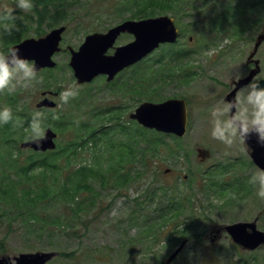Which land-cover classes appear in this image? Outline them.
Masks as SVG:
<instances>
[{
	"label": "rangeland",
	"instance_id": "rangeland-1",
	"mask_svg": "<svg viewBox=\"0 0 264 264\" xmlns=\"http://www.w3.org/2000/svg\"><path fill=\"white\" fill-rule=\"evenodd\" d=\"M68 1L65 12L57 13L58 19L39 24L34 6L23 10L15 7L16 0H0V49L15 45L18 39H38L66 26L61 51L54 56L56 67L39 71L43 80L34 81L27 88L17 86L11 94L0 92V106L11 107L13 98L22 112L42 113L45 131L50 126L59 136L57 146L64 143L65 135L59 128L61 118L74 116L80 121L88 120L98 130L111 128L113 134L120 131L116 129L120 124L124 129L128 127L133 133L131 146L139 154L148 145L145 140L155 142L153 133H135L134 129L141 127L130 119L135 108L146 101H189V131L183 138L163 136L165 145L154 156L149 155L146 164L142 156L135 164L125 163L122 180L114 171L104 172L105 180L91 176L88 183L92 191L80 190L75 199L85 204L78 212L71 210L75 202L60 196L58 201H47L31 212L25 209L21 213L0 197V257L13 260L23 253L56 252L59 256L54 264H159L168 251L181 243V239H175L186 233L187 216L194 220H188V233L196 234L188 244L193 255L210 250L209 242L202 240L199 233L216 224L247 221L248 211H252V216H261L258 226L264 230V200L256 196L255 188L248 182L250 176L237 173L242 144L228 146L214 139L209 112L226 95L230 80L235 79L249 52L246 44L254 36L250 38L247 29L240 30L239 22L247 20L242 15L250 9L263 12L264 0H153L138 7L134 3L131 6L130 0ZM5 7L13 8L12 17L8 16L11 22L6 19ZM145 12L173 17L181 33L179 42L157 50L111 82L98 77L89 84H78L69 66V48L78 50L86 36L106 33L126 20L142 19L139 14ZM227 14L232 17L225 21ZM20 20L26 24L15 23ZM10 24L18 30L4 27ZM133 39L123 34L116 46ZM177 50L186 53L177 55ZM69 86H78L79 94L63 103L59 93ZM44 91L58 93L53 97L56 108L36 107ZM103 112L107 115H96ZM126 137L117 133L114 141H126ZM28 139H32L29 131L28 138L15 143L14 148ZM199 148L208 151L209 156L203 159ZM102 151L99 145L89 143L80 150L72 167L97 166L94 155H102ZM31 153L25 150L20 155L25 159ZM108 157V152L101 157L103 168L108 165ZM12 176L16 179V172ZM178 201L181 208L175 203ZM170 206V215L175 216L167 219ZM34 213L42 217L34 218ZM220 247L214 250L229 252L222 255L224 264H264V246L251 257L253 260L234 254L227 240ZM181 255L184 257V253ZM184 261L183 258L176 264ZM199 262L200 259L194 260V264Z\"/></svg>",
	"mask_w": 264,
	"mask_h": 264
},
{
	"label": "trees",
	"instance_id": "trees-1",
	"mask_svg": "<svg viewBox=\"0 0 264 264\" xmlns=\"http://www.w3.org/2000/svg\"><path fill=\"white\" fill-rule=\"evenodd\" d=\"M150 1L153 0H130L129 2L131 6L134 3L138 7L141 3ZM68 2V0H31L39 24L50 18L53 20L58 19L57 13L61 11L64 13ZM130 5L128 4V6ZM154 14V12L152 14L140 13L139 18L156 16ZM6 19L10 21L8 15ZM15 23L22 25L25 22ZM9 27L12 30H18L15 24H10ZM15 36V34L12 35V37ZM18 40L17 42H19ZM178 52L180 53V51ZM11 100L13 104L10 108L11 110L12 108L15 109L12 110L14 119L8 123L0 124V144L2 145V148H0V170H2L0 172V197L5 204L14 205L18 213L25 209L31 212L47 201H58L59 196L62 200L75 202L76 205L71 210L78 212L84 208L85 204L76 202L75 199L80 190L92 191L91 185L88 183L91 176L105 180L104 172L114 171L119 173L117 178L122 180L124 175L121 172L125 171V163H134L139 156H142V160L146 164L149 155L154 156L161 146L165 145L161 140L165 136L164 134L142 127L141 129L137 128L134 129L135 133L141 132L142 136L155 134V138H152L155 142L150 141L151 139L145 140L148 145H145L143 149L141 148L142 151L137 154L138 151L131 146L133 133L128 127L127 130L122 125L118 126L116 129L120 131H115L113 134L111 128L104 127L98 130L88 120L80 121L78 118L71 116L70 118L63 117L60 120L61 125H59V128H62L65 136L64 143L58 146L57 150L47 153L32 152L30 156L23 159L20 154L24 153V150L16 145L14 148V144L28 138V130L26 129H30L32 115L17 109L16 100L14 101L13 98ZM106 112L96 115L104 117L103 115ZM117 133L122 137L126 135V141L115 142L114 138H116ZM91 142L103 148V154L108 152L107 167L103 168L104 162L101 160L103 154L94 155V161L97 164L95 167H72L75 159L81 154L80 150L87 147ZM15 149L17 153H14ZM15 172L16 179L12 176ZM64 173L65 179L62 180ZM127 177L132 178L129 174H127ZM31 216L34 218L42 217L37 213ZM28 219L30 218L28 217Z\"/></svg>",
	"mask_w": 264,
	"mask_h": 264
},
{
	"label": "water",
	"instance_id": "water-1",
	"mask_svg": "<svg viewBox=\"0 0 264 264\" xmlns=\"http://www.w3.org/2000/svg\"><path fill=\"white\" fill-rule=\"evenodd\" d=\"M65 27L52 30L45 37L29 38L15 45L20 49V54L35 62L37 70L53 68L56 63L53 56L60 51V42ZM122 33L132 34L135 39L129 44L116 48L112 55L107 52L112 48ZM178 38V28L174 19L168 16L148 18L143 20H127L111 28L106 33H94L88 35L78 51L71 50L70 66L79 84L90 83L99 75H107V81H112L115 76L125 68L137 63L152 53L164 43H174ZM264 85V82L261 83ZM49 92H44L43 96ZM235 94L233 90L228 99ZM56 103L49 98L43 99L37 104L41 107H55ZM145 128L158 132L174 134L183 137L187 132L188 110L186 101L181 99H169L161 103L144 102L130 116ZM57 134L48 128L45 137L37 142L36 139L28 140L21 147L31 148L37 152H46L56 148ZM249 142V139L247 140ZM259 165L264 163L257 162ZM248 227L254 229V224L236 223L227 227V230L238 237L241 230ZM252 248L264 241V233L256 232ZM241 242L239 238H235ZM245 241V240H243ZM246 243V242H244ZM183 248L181 245L177 252ZM54 253H23L15 257V264H45ZM0 264H10V258L0 257Z\"/></svg>",
	"mask_w": 264,
	"mask_h": 264
},
{
	"label": "clouds",
	"instance_id": "clouds-1",
	"mask_svg": "<svg viewBox=\"0 0 264 264\" xmlns=\"http://www.w3.org/2000/svg\"><path fill=\"white\" fill-rule=\"evenodd\" d=\"M15 7L28 10L32 7L31 0H16ZM13 8L5 7L4 13L12 17ZM6 29L8 25L4 26ZM240 73L235 77L239 81L245 76ZM38 75L35 62L20 54V49L10 46L0 49V92L14 93L17 86L27 88L34 81H42ZM264 75L252 76L246 83L237 88L233 85L235 94L231 99L226 96L216 101L211 108V136L231 146L234 143L246 144L249 137L255 135L258 143L264 144V85L261 84ZM79 94L78 86L65 87L60 93L61 102L67 103L70 98ZM42 113L36 111L30 121V136L39 142L45 137V126L41 119ZM13 113L10 107L0 106V124L12 121ZM258 198L264 200V168L257 167L252 171L249 181Z\"/></svg>",
	"mask_w": 264,
	"mask_h": 264
},
{
	"label": "flooded vegetation",
	"instance_id": "flooded-vegetation-1",
	"mask_svg": "<svg viewBox=\"0 0 264 264\" xmlns=\"http://www.w3.org/2000/svg\"><path fill=\"white\" fill-rule=\"evenodd\" d=\"M261 13V16L258 14ZM243 18H247V20H242V26L243 29L248 31V33L251 35L250 38L253 39L250 41V43L246 44V51H249L244 62L243 67L240 69L237 75L240 73H245L246 75L243 76L242 79H240L238 82L234 80H230L228 85V90L226 92V98L228 93H230L234 87L233 85L236 83L237 88L240 87L243 84H246L252 76H260L264 75V11L258 12L255 9H250L248 12H246L244 15H242ZM243 60V59H242ZM249 77V78H247ZM264 80H261V83ZM223 97V96H222ZM190 102L188 101V109H189ZM208 104V103H206ZM190 110V109H189ZM198 152L201 154H204L203 150L200 148L198 149ZM241 159H239L237 167V173L245 174L247 173L249 176L251 175L252 171L251 169L264 168V165H259L257 162L264 163V144H260L257 142L255 135H252L249 137V142H246V144H242L241 146ZM207 156H209V153L206 152ZM206 158L203 157V159ZM263 212H261L262 214ZM247 215V221L242 222H255L254 225L255 228L252 229L248 227L247 229L241 230V233L238 237H234L232 234H230L227 231L226 225L216 224L214 226H211L207 232L202 231L199 233L202 235V240H207L210 244V250L207 252L198 251V255H193L192 251L188 250V244L190 241L194 238H196V234L188 233V220L194 221L193 219H188V216L186 218V233L184 236L177 235L178 239H181V243L178 245L180 246L182 243L184 244V247L181 251L176 252L175 247L171 251H168L166 253V256L159 264H176V262H181L184 258L185 261L182 262L184 264H194L195 259H200V262L197 264H224L221 259L223 258L222 255L228 254V251L225 250H214V248H221V242L223 240H227L228 244L234 248L235 252L234 254L241 255L242 259H251V257L254 255L256 256V252L258 249L264 246V241L261 242L259 245H257L255 248L251 247V244L253 243V240L255 236H253L257 230L263 232L264 230L261 229L258 226V221L260 219V215L258 216H252V211H248L246 213ZM235 238H239L241 242H238ZM245 240V241H243ZM246 242V243H244ZM186 248V250H184ZM184 253V257L181 255ZM248 255V256H247ZM59 255H55L52 258H50L46 264H54V259L58 257ZM198 257V258H197ZM162 258V256H161ZM246 261H244L245 264ZM248 262H246L247 264ZM238 264V262H237Z\"/></svg>",
	"mask_w": 264,
	"mask_h": 264
}]
</instances>
